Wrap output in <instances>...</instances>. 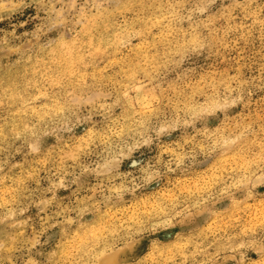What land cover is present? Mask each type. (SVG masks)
<instances>
[{"label": "clouds", "instance_id": "obj_1", "mask_svg": "<svg viewBox=\"0 0 264 264\" xmlns=\"http://www.w3.org/2000/svg\"><path fill=\"white\" fill-rule=\"evenodd\" d=\"M0 264H264V0H0Z\"/></svg>", "mask_w": 264, "mask_h": 264}]
</instances>
